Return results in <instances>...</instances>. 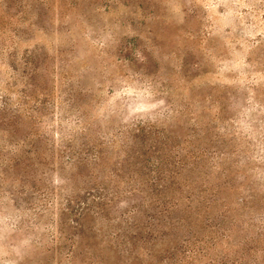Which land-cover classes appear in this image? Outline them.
<instances>
[{"label": "rangeland", "instance_id": "rangeland-1", "mask_svg": "<svg viewBox=\"0 0 264 264\" xmlns=\"http://www.w3.org/2000/svg\"><path fill=\"white\" fill-rule=\"evenodd\" d=\"M262 216L264 0H0V264H264Z\"/></svg>", "mask_w": 264, "mask_h": 264}, {"label": "trees", "instance_id": "trees-1", "mask_svg": "<svg viewBox=\"0 0 264 264\" xmlns=\"http://www.w3.org/2000/svg\"><path fill=\"white\" fill-rule=\"evenodd\" d=\"M42 116H43V115H42ZM80 120H81V119H80ZM59 121H61L63 125L59 126L57 129H54V131H55V133H57V134H61V135H62V134H64V132H65L64 124H65V125H71L72 122H70V121H68V120H64V121H62L60 118H59ZM45 122H47L46 125L53 124V120H52V121L47 120V121H44V123H45ZM80 122H82V121H80ZM80 122H79V123H80ZM72 124H73L72 126H76L77 123H74V122H73ZM165 189H166V188H165ZM157 192H158L159 195H162V194H166V193H168V190L165 191V193H161V192H160V189H157ZM173 204H174V203H173ZM262 220L264 221V216H262ZM250 264H254V263H250Z\"/></svg>", "mask_w": 264, "mask_h": 264}]
</instances>
